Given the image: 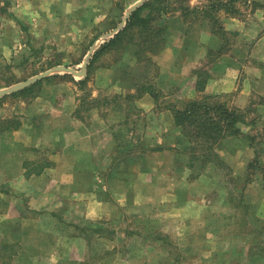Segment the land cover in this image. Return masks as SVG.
<instances>
[{"label": "rangeland", "instance_id": "obj_1", "mask_svg": "<svg viewBox=\"0 0 264 264\" xmlns=\"http://www.w3.org/2000/svg\"><path fill=\"white\" fill-rule=\"evenodd\" d=\"M24 1L0 0V91L57 66L79 71L88 51L93 48L85 68L86 74L89 71L90 75L83 89L75 82L84 77L53 72L29 86L0 97V121L5 123L2 126L11 129L27 124L26 137L31 125L50 127L58 124V127H63L70 124L67 117L74 105L72 115L88 127L99 119L112 124L110 129L116 130L114 137L120 143L111 146L110 150L108 148V153L116 154L113 159L116 160V167L122 166L124 172L133 167L134 200L127 205L124 203L116 210L117 213L111 214V220H103L109 216L97 215L95 207L82 200L77 192L62 191L60 195L63 196L56 199L59 207L52 211L54 216L43 210L41 215L35 214L34 219L38 223L23 224L19 220H7L5 226L16 239L0 240V264H12L22 250L24 253L18 257L22 264L31 261V264H37L40 258L26 256L33 245L55 246L56 243L59 249L53 256L58 258L59 264H264V220H258L256 208H251L254 204L249 203L258 197V193L251 191L245 199L242 187V181L244 186L262 183L264 191V165L255 158L259 152L256 146L260 145H251L255 153L253 157L247 149L249 154L246 160L251 161L246 162V170L241 169L242 165H231L217 154L222 145L227 152L231 146L224 140L238 139L241 131L238 136L220 140L214 146L216 156L202 158L206 154L204 148L196 146V150L190 152L189 143L174 127L170 111L171 107L182 108L192 100L182 95L180 97L176 83L184 66L189 67L200 58L199 52L202 50L197 49L196 45L204 40L206 32L201 23L210 28L220 44V51H224V46L235 45L239 33L225 30L222 16L230 15L240 21L245 16V19L254 22L256 16L250 11L262 10L264 14V5L235 0V12L231 15L213 8L216 2L228 3V0H165V12L168 13H155L153 22L154 28L166 32L164 47L158 54L147 52L137 58L135 53L141 41L134 42L133 38L127 47L109 48L90 64L93 54L125 27L126 11L140 0H108L106 15L100 18L72 14L70 7L65 8L66 2L58 0H51L48 9L41 6L37 13L30 14V6L27 5L25 9ZM26 2L33 6V2ZM209 5L212 8L209 9ZM194 8L195 11H192ZM116 29L115 34L107 36ZM180 41L183 48L185 44H192L194 52L186 54L187 48L182 51ZM244 51L241 47L234 51L236 56L233 55L242 58ZM62 75H70L74 81ZM31 86L34 88L30 92L13 96ZM120 90L121 94L118 93ZM130 90H134L132 95L128 93ZM206 96L225 102L228 106L226 95L208 94L193 99ZM62 103L65 109L58 115L57 111L62 107L54 109V106ZM254 104H258L257 99L244 110L232 108L244 114V123L238 124L237 128L250 123L242 128L248 135L256 131L251 123L258 118V112H252ZM128 112H132L131 119L134 121L132 142L130 128L126 126ZM167 112L172 119L169 125L163 119ZM96 126L95 133L98 131ZM163 138L164 145L158 144L159 139ZM233 147L242 150L247 145L240 141ZM39 151L37 153L40 154ZM45 151L42 149L41 154ZM112 162L107 163L108 169H112ZM227 168H233L229 173L234 187L237 179L233 172L240 173L243 179L236 186L234 195L231 194L235 197L233 201L228 200V192H219L214 202L216 192L212 194L210 190L214 186L225 187ZM219 170L222 171L221 176L215 173ZM152 172L154 176L150 174ZM126 176L122 177L124 183L128 180ZM88 180L91 183L95 181ZM75 181L82 184L86 180L80 177ZM230 185H233L232 181ZM62 186L59 185L60 188ZM254 217L257 220H252ZM52 222L58 224L59 235L58 230L51 231ZM31 233L58 236L55 241L49 242L46 238L32 239ZM72 235H78L85 241H70ZM29 253L34 252L31 250ZM113 254L119 256L114 257ZM49 259H42V264L50 263Z\"/></svg>", "mask_w": 264, "mask_h": 264}, {"label": "crops", "instance_id": "obj_2", "mask_svg": "<svg viewBox=\"0 0 264 264\" xmlns=\"http://www.w3.org/2000/svg\"><path fill=\"white\" fill-rule=\"evenodd\" d=\"M26 1H24L25 9L29 5L30 9L28 11L30 14L31 12L37 13L41 6L44 9H48V3H51V0H28L33 2V6H31ZM58 1L66 2L65 8L70 7V13L72 12V14H79L83 17H91L93 15L95 18L106 15L108 3V0ZM41 2L43 3L41 4ZM246 2L247 4L252 2L264 5V0H246ZM198 4L200 5V3ZM250 13L256 16L254 22L247 20V18L245 19V16L241 21L230 17V15L222 16L224 29L239 33L238 41L235 45L232 47L224 46V51H220V44L217 38L211 34L210 28L200 22L206 31L203 36L204 40L196 45L197 49L202 50L199 52L200 58L191 63L189 67L187 65L184 66L176 83L180 97L182 95L186 99L199 98L201 95L208 94L226 95L228 96V106L240 110L248 108V105L255 99L258 100V104H254L252 108L253 113L258 112V118L251 122L252 129L256 131L252 135H248L242 128L250 123L242 125L240 129L241 135L238 139L226 138L224 140L228 146H231L227 152L225 146L222 145L220 153H217L222 155L226 162L232 163L231 165H242L241 169L244 170H246L247 164L251 161L246 160L249 154L247 149L250 150L251 157L255 155L252 152L251 145H260L256 146L259 148V152L255 158L264 165V14L262 10H252ZM71 28L75 30V28ZM82 30L84 31V28ZM254 33L257 34L254 35ZM241 47L245 49L243 57H234V51ZM179 48L182 51L187 48L186 54H189L194 52L195 47L192 44L187 46L185 44L183 48V42L180 41ZM162 65L166 66L164 63ZM118 93L121 94V90ZM128 93L132 95L134 90H130ZM55 107H62L59 112L57 111L58 115L65 109L63 103L55 105L54 109ZM74 107L76 105L73 106L70 115L67 117V119H70V124L63 127H58V124L50 127L44 124L37 127L31 125V131L28 130V137L25 136L27 124L9 129V127L2 126L5 123L0 121V240L15 241L16 239V236L10 233L5 226L7 220H19L23 224L27 222L28 224L38 223L37 221L35 222V214L41 215L40 213L43 210L50 212L51 215L55 214L52 211L58 209L57 207L59 206H57L56 199L63 196V194L60 195L62 191L77 192L80 198L82 196V200L95 207L94 211L97 215L109 216V218L103 220H111L110 215L117 213L116 210L121 208L124 203L127 205L133 202V167L130 166L126 170L128 173V176H126L127 173L124 172L125 170L122 166L120 168L116 167V160H113L116 158V154L108 153V148L110 150L111 146L113 147L120 143V140L114 137L116 130L110 129L112 124H108L102 119L91 123L88 127L76 119L74 114L72 115ZM71 115L72 117H70ZM127 115L129 116V121L126 126L128 125L130 128V141L132 142V139L134 140V136L132 137L134 132V121L131 119L132 112H128ZM100 118H103V115H100ZM163 119L168 125L172 121L169 113L164 115ZM94 126L98 130L96 133ZM161 127L165 129V127ZM257 130L258 135H256ZM240 141L247 145L246 149L239 150L233 147ZM164 142V138L159 139L158 144L164 145ZM42 149L46 150L43 154H41ZM38 150H40V154L37 153ZM108 162L109 164L112 162V169L107 168ZM132 165L134 166V163ZM232 169H226L228 177L225 187L214 186L211 188L210 192L212 194L213 191L216 192L214 202L218 199L219 192H228L227 194H230L228 200L233 201L235 199L231 194L234 195L236 186L243 177L240 173H232L234 178L237 179V184L234 187V181L229 173L232 172ZM215 173H219L217 175L221 176L222 171H215ZM150 174L154 176V172ZM123 175L128 179L125 183L122 178ZM80 177L86 180L82 181V184L75 181V178L78 179ZM89 178L95 179V181L91 183L88 180ZM231 181L233 185L229 186ZM59 185L63 186L60 188ZM254 185L244 186L242 181L245 199H247V194L251 193V191L258 193V197L250 200L249 203L254 204L251 208L253 210L256 208L258 220H264L263 186L262 183H254ZM65 200L67 199L65 198ZM107 210L110 211L107 213ZM252 220L257 219L254 217ZM56 225L55 222H52L51 231L58 230ZM29 235L35 240L36 238L49 239V242L55 241L56 236H58L52 234L44 235L42 233H31ZM54 237L55 239H53ZM69 240L85 241L78 235L70 236ZM57 246L58 243L55 246L53 244L33 245L30 251L33 250L34 253L30 254L29 251L26 256L34 255L40 258L37 264H42V259L47 258H50V263L48 264H59L58 258L53 256L54 252H58L59 248ZM23 253L24 250L21 251L12 264H22L18 257H21ZM113 256L117 257L119 255L113 254ZM31 263L32 261L29 264Z\"/></svg>", "mask_w": 264, "mask_h": 264}, {"label": "trees", "instance_id": "obj_3", "mask_svg": "<svg viewBox=\"0 0 264 264\" xmlns=\"http://www.w3.org/2000/svg\"><path fill=\"white\" fill-rule=\"evenodd\" d=\"M228 1V3L216 2L213 8L215 10H224L226 13L233 15L235 12L233 10V2L235 0ZM164 3L165 0H149L141 7L137 8L134 13L126 19L125 27L93 54L90 64L96 57L109 48L116 47L120 49L122 47H127L133 38L134 42L137 40L141 41L137 46L138 51L135 53V55L138 56L137 58H139L141 54L147 52L153 55L158 54L164 47L163 43H165L166 32L160 28H154L153 22L155 21V13H168L165 12ZM210 8L212 7L209 5V9ZM192 11H195V8ZM96 38L97 36L93 38L91 45ZM89 75L90 73L87 71L86 77L75 83L83 89L85 83L88 81ZM61 77L73 80L70 75H62ZM33 88L34 86H31L13 94V96L30 92ZM170 111L172 113L174 127L179 130V135L189 143L190 152L193 153L194 150H196V146L204 148L207 155L204 154L202 158L205 157V159L207 156H216L214 146H216L220 140L226 137L240 135V129L237 128V125L244 123V114L242 112L229 108L225 102L209 96L189 100L182 108L173 106ZM208 149L209 151H207Z\"/></svg>", "mask_w": 264, "mask_h": 264}, {"label": "water", "instance_id": "obj_4", "mask_svg": "<svg viewBox=\"0 0 264 264\" xmlns=\"http://www.w3.org/2000/svg\"><path fill=\"white\" fill-rule=\"evenodd\" d=\"M146 1H147V0H140L138 3L134 4V6H132L130 9H128V10L126 11V14H125V17H124V22L126 21V19L129 17V15H130L133 11H135L137 8L141 7ZM117 31H118V29L114 30L113 33H110V34H108L107 36L111 37V36H112L113 34H115ZM93 50H94V49L91 48V49L88 51V54H87V56H86V59H85L84 62H83L82 68H81L79 71H75V70H73L72 68L65 67V66H57V67L53 68L52 70L47 71V72H45V73H42L41 75H39V76H37V77H35V78H32V79H30V80H27V81H25V82H23V83H20V84H18V85H15V86H13V87H11V88H9V89H6V90H2V91H0V97L5 96V95H8V94H11V93H13V92H16V91H18V90H20V89L26 87V86H29V85H31V84H33V83H35V82L41 80L42 78H44V77L50 75V74L53 73V72H63V73H66V74H70V75H72V76H74V77H79V78H80V77H85V75H86V70H85V68H86V63L88 62V59L90 58V55L92 54Z\"/></svg>", "mask_w": 264, "mask_h": 264}]
</instances>
